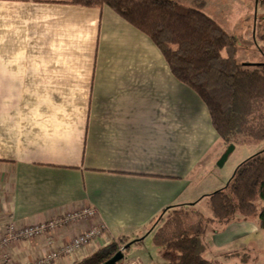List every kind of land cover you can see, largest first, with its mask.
Listing matches in <instances>:
<instances>
[{
    "label": "crops",
    "instance_id": "0c3cea01",
    "mask_svg": "<svg viewBox=\"0 0 264 264\" xmlns=\"http://www.w3.org/2000/svg\"><path fill=\"white\" fill-rule=\"evenodd\" d=\"M67 1L0 0V240L10 223L22 229L84 209L95 217L11 242L4 253L16 264L49 257L96 225L100 238L49 264L152 236L164 211L198 208L227 182L217 179L224 146L206 105L153 42L108 7ZM253 233L264 230L243 219L210 232L204 257L264 264L243 243ZM159 255L163 263L150 264L166 263Z\"/></svg>",
    "mask_w": 264,
    "mask_h": 264
},
{
    "label": "trees",
    "instance_id": "16d2710c",
    "mask_svg": "<svg viewBox=\"0 0 264 264\" xmlns=\"http://www.w3.org/2000/svg\"><path fill=\"white\" fill-rule=\"evenodd\" d=\"M185 7L175 0H68L86 7H108L144 33L160 50L172 74L206 105L213 129L229 146L264 141V62H238V44L203 10L202 2ZM211 216L193 205L164 211L152 229L153 246L164 264H221L204 257L205 236L239 220H256L264 230V149L244 160L227 185L208 196ZM137 243V240L134 243ZM141 243L142 241H138ZM128 238L73 264L124 263ZM124 249L119 258L120 249ZM167 256V253L165 254ZM169 257V255H168Z\"/></svg>",
    "mask_w": 264,
    "mask_h": 264
},
{
    "label": "rangeland",
    "instance_id": "374dc122",
    "mask_svg": "<svg viewBox=\"0 0 264 264\" xmlns=\"http://www.w3.org/2000/svg\"><path fill=\"white\" fill-rule=\"evenodd\" d=\"M175 1L185 7L194 6L196 3L194 0ZM198 2L204 3V12L228 32L229 35L235 38L238 44V62H264V0H199ZM234 149L235 151L233 150L230 154L226 168H223L217 163L218 167L216 170L220 173V175L217 176V179L219 180L224 177L227 180L225 185H223L224 187L227 185L235 169L244 160L264 149V141L247 143L244 145L237 144ZM224 187L220 189H223ZM203 198L204 199L201 203L198 202L196 204H199V207H196L195 209L204 214V216L210 217L211 211L208 206V200L206 197ZM247 220L252 221L251 219ZM104 233L105 232H102L101 235L92 240L100 238ZM147 234V232L142 233L140 236L141 239H137V242L142 241L141 244L136 245V242L134 243V241H131L132 245L125 251V253L123 250L124 248L120 249L125 256L123 264H150L151 259H154L156 263H159V261L160 263H163L164 260H162V257L159 255L160 252H153V242L151 236H148ZM262 238H264V233H253L251 236L243 238V243L246 246L251 243L255 244V250H252L249 253L250 256L256 255L259 257L261 254L264 256V239ZM138 245L139 248H137ZM166 253L167 256H165L164 259L166 261L171 260L173 254ZM129 258L132 260H128Z\"/></svg>",
    "mask_w": 264,
    "mask_h": 264
},
{
    "label": "built area",
    "instance_id": "2783aa9c",
    "mask_svg": "<svg viewBox=\"0 0 264 264\" xmlns=\"http://www.w3.org/2000/svg\"><path fill=\"white\" fill-rule=\"evenodd\" d=\"M94 216V210L84 209L81 212L68 215L66 217L56 218L40 225L22 229H15V227L10 223L7 225L4 238L0 240V259H2L3 264H16L8 259L7 255L4 253V249H6V247H8L11 242L30 240L44 234L45 232L52 231L67 222L92 219ZM102 232H105V227L102 225H96L84 234L74 238L70 244L60 248L58 252L52 253L49 257L41 258L38 261L29 264H49L50 260L58 259L61 255H70L73 251L82 248L89 241L101 235Z\"/></svg>",
    "mask_w": 264,
    "mask_h": 264
},
{
    "label": "water",
    "instance_id": "95a60500",
    "mask_svg": "<svg viewBox=\"0 0 264 264\" xmlns=\"http://www.w3.org/2000/svg\"><path fill=\"white\" fill-rule=\"evenodd\" d=\"M234 150V146H229L226 151L224 152V154L222 155V157L220 158V161H219V165H222L225 160L229 157V155L232 153V151ZM130 246V244L126 247L128 248ZM125 249V248H124ZM123 249V250H124ZM122 252L120 251L119 253V258H122ZM116 261V259H114L113 261L107 263V264H113L114 262Z\"/></svg>",
    "mask_w": 264,
    "mask_h": 264
}]
</instances>
